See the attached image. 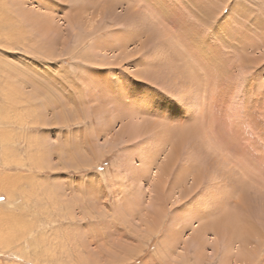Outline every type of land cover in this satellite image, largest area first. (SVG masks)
<instances>
[{
	"label": "rangeland",
	"instance_id": "1",
	"mask_svg": "<svg viewBox=\"0 0 264 264\" xmlns=\"http://www.w3.org/2000/svg\"><path fill=\"white\" fill-rule=\"evenodd\" d=\"M0 197V264H264V0H0Z\"/></svg>",
	"mask_w": 264,
	"mask_h": 264
},
{
	"label": "snow or ice",
	"instance_id": "2",
	"mask_svg": "<svg viewBox=\"0 0 264 264\" xmlns=\"http://www.w3.org/2000/svg\"><path fill=\"white\" fill-rule=\"evenodd\" d=\"M236 4L233 2L232 8H235ZM233 16L232 10H226L225 15L222 20H220L217 24H215L212 28V32L208 34L207 36V43L212 44L214 40H217V38L223 39L224 33L229 32V29L234 26L235 23H243V20L240 19V17H234L230 20L229 17ZM203 32H207V28L203 30ZM203 34V33H202ZM235 87H239V85H236ZM205 192H202L201 195H205ZM0 199H3V197H0Z\"/></svg>",
	"mask_w": 264,
	"mask_h": 264
},
{
	"label": "bare ground",
	"instance_id": "3",
	"mask_svg": "<svg viewBox=\"0 0 264 264\" xmlns=\"http://www.w3.org/2000/svg\"><path fill=\"white\" fill-rule=\"evenodd\" d=\"M52 18H53V16H52ZM130 157V156H129ZM177 170V169H176ZM13 177V176H12ZM67 186V185H66ZM226 221H225V223H227L228 221L230 222V216L229 215H227L226 217Z\"/></svg>",
	"mask_w": 264,
	"mask_h": 264
}]
</instances>
